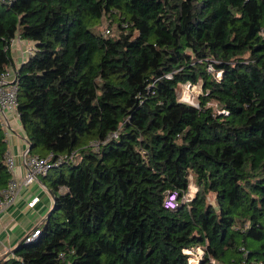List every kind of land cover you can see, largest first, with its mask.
<instances>
[{"label":"trees","instance_id":"16d2710c","mask_svg":"<svg viewBox=\"0 0 264 264\" xmlns=\"http://www.w3.org/2000/svg\"><path fill=\"white\" fill-rule=\"evenodd\" d=\"M16 36L34 44L14 69L28 153L68 159L41 176L39 235L0 264H188L193 245L264 264V0H0V75ZM6 155L0 116V188Z\"/></svg>","mask_w":264,"mask_h":264},{"label":"crops","instance_id":"0c3cea01","mask_svg":"<svg viewBox=\"0 0 264 264\" xmlns=\"http://www.w3.org/2000/svg\"><path fill=\"white\" fill-rule=\"evenodd\" d=\"M30 47L31 42L20 39L18 36L11 40L10 51L13 58L11 68L13 70L27 60L34 44L32 43V48ZM3 130L7 145L6 156H10L13 161L9 180L19 181L25 174L22 154L28 149V144L16 111H5ZM33 197L39 199L32 207H29L27 203ZM52 205V192L46 186L43 177H38L28 185H22L12 203L0 210V257L13 251L23 236L35 229L45 219Z\"/></svg>","mask_w":264,"mask_h":264},{"label":"built area","instance_id":"2783aa9c","mask_svg":"<svg viewBox=\"0 0 264 264\" xmlns=\"http://www.w3.org/2000/svg\"><path fill=\"white\" fill-rule=\"evenodd\" d=\"M108 32V29H105ZM212 65H208V71H212ZM220 72H216V76H220ZM15 81V71L10 68L7 69L0 75V116L2 119L5 118L6 110H15L16 101V86ZM190 86V84H188ZM187 93L182 94L180 99L182 101L194 104L193 101H190ZM196 105V104H195ZM70 157V156H69ZM68 157L58 156L57 162L67 160ZM22 162L25 166V174L19 180H9L5 187L0 188V210L4 209L11 204L15 195L17 194L19 188L22 185H28L29 183L35 181L38 177L45 175L52 165L57 164V162L52 163V153L45 157H40L38 155H31L25 151L22 154ZM6 163L8 164L9 169H12L13 161L10 156H6ZM194 189V190H193ZM191 189V184L188 187L186 193L182 196L181 201L189 202L192 200L196 193V188ZM178 192L176 190H168L164 194L163 198V207L166 209H174L178 205ZM38 197H33L27 205L32 207L37 201ZM39 235V231L34 229L33 231L25 234L22 238V241L25 243L32 242ZM183 253L187 255L188 264H199L201 258L204 255V249L200 245H193L191 247H185L182 249Z\"/></svg>","mask_w":264,"mask_h":264},{"label":"rangeland","instance_id":"374dc122","mask_svg":"<svg viewBox=\"0 0 264 264\" xmlns=\"http://www.w3.org/2000/svg\"><path fill=\"white\" fill-rule=\"evenodd\" d=\"M106 28L110 29V32L105 31ZM94 31L99 32V33H104V34H110V35H112V36H116V35H117L116 25H112V27H109V26H108V21H107V19H105V18H103L102 21H101V23H99V24L96 26V28L94 29ZM26 41L31 42V47H30V48H32V43H33V41H31V40H26ZM29 50H30V49H29ZM31 50H32V49H31ZM32 51H33V50H32ZM28 53H31V51H28ZM28 55H29V54H28ZM200 91H201V89H200V85H199V84H196V85H193V86H191V85L188 86V84H186V85H184V86L182 87V89H181V93H180L179 96H182V94L187 93L188 96H189L188 99H189L190 101H193L194 104H197V97H198ZM28 150H29V149L26 150L27 153H28ZM193 187H194L193 184H191V189H193ZM193 190H194V189H193ZM210 199H211V201H212V198H210ZM11 203H12V202H11ZM0 259H2V257H0Z\"/></svg>","mask_w":264,"mask_h":264},{"label":"water","instance_id":"95a60500","mask_svg":"<svg viewBox=\"0 0 264 264\" xmlns=\"http://www.w3.org/2000/svg\"><path fill=\"white\" fill-rule=\"evenodd\" d=\"M27 144H28V149L30 148V145H29V143H28V141H27ZM52 198H53V201H54V196L52 195ZM51 210V209H50ZM50 212V211H49ZM49 212H48V214H49ZM47 214V215H48ZM46 215V216H47ZM46 218V217H45ZM13 251H11V252H8V253H6V255L5 256H3L2 258H5V257H7L9 254H11Z\"/></svg>","mask_w":264,"mask_h":264}]
</instances>
